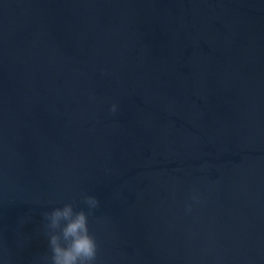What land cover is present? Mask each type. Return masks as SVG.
I'll return each mask as SVG.
<instances>
[{
    "label": "water",
    "instance_id": "1",
    "mask_svg": "<svg viewBox=\"0 0 264 264\" xmlns=\"http://www.w3.org/2000/svg\"><path fill=\"white\" fill-rule=\"evenodd\" d=\"M84 195L96 264H264V0H0V264Z\"/></svg>",
    "mask_w": 264,
    "mask_h": 264
},
{
    "label": "clouds",
    "instance_id": "2",
    "mask_svg": "<svg viewBox=\"0 0 264 264\" xmlns=\"http://www.w3.org/2000/svg\"><path fill=\"white\" fill-rule=\"evenodd\" d=\"M116 104L112 111H116ZM87 211L77 209L74 202H65L45 212V234L48 238L50 255L43 257L45 264H96L98 244L89 230V215L98 206L95 196L84 195Z\"/></svg>",
    "mask_w": 264,
    "mask_h": 264
}]
</instances>
